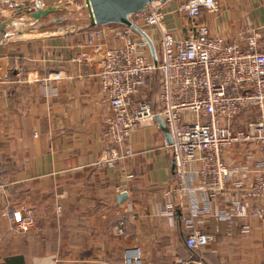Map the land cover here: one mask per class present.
<instances>
[{"label":"crops","instance_id":"obj_1","mask_svg":"<svg viewBox=\"0 0 264 264\" xmlns=\"http://www.w3.org/2000/svg\"><path fill=\"white\" fill-rule=\"evenodd\" d=\"M183 1H162L166 24L176 35L184 33L186 20L171 11ZM73 2L0 0V21L12 18L0 25V264H122L124 248L134 245L142 247L144 264L187 258L191 251L181 221L187 203L165 194L174 173L161 118L155 115L133 129L123 146L130 152L114 166L98 165L110 114L99 81L103 52L85 45L89 16L84 0L76 4L78 17ZM220 2V12L201 15L211 32L231 39L246 25H261L264 34V0ZM21 3L62 8L31 19L17 12ZM83 50L92 53L89 60L76 59ZM150 99L156 107L155 94ZM254 114L246 111L241 120ZM226 157L253 161L264 153L235 145ZM195 194L202 203L198 188ZM169 200L174 215L162 212ZM221 203L219 197L211 213L196 219L212 237L202 252L205 264H264V225L252 217L235 223L217 219ZM5 207L30 209L33 225L18 229L2 213Z\"/></svg>","mask_w":264,"mask_h":264},{"label":"built area","instance_id":"obj_2","mask_svg":"<svg viewBox=\"0 0 264 264\" xmlns=\"http://www.w3.org/2000/svg\"><path fill=\"white\" fill-rule=\"evenodd\" d=\"M220 10V0L181 2L171 12L186 20L182 35L168 28L162 1H151L129 15L151 39L155 61L146 38L128 24H91L86 29L85 45L103 52L99 81L110 107L98 165L112 167L122 153H129L123 146L130 133L155 115L170 137L164 143L172 155L174 185L165 194L186 199L181 221L184 243L191 251L189 257H175L171 264H205L201 254L212 237L197 227L196 219L211 213L212 202L219 197L217 219L235 223L252 217L264 225V158L226 157L227 149L235 145H252L264 153L263 26L246 25L226 39L211 32L201 19L204 12ZM91 57L83 50L76 59ZM150 80L156 83V107L146 93ZM251 109L254 116L241 120L242 113ZM196 188L204 197L202 203L197 201ZM162 212L175 214L172 200ZM2 213L10 215L20 230H28L35 220L30 209L5 207ZM124 225L123 217L119 233ZM248 230L244 222L242 232ZM122 264H144L142 247L124 248Z\"/></svg>","mask_w":264,"mask_h":264},{"label":"water","instance_id":"obj_3","mask_svg":"<svg viewBox=\"0 0 264 264\" xmlns=\"http://www.w3.org/2000/svg\"><path fill=\"white\" fill-rule=\"evenodd\" d=\"M156 0H84L90 24H106V23H125L139 31L147 40L153 60H156V53L151 39L147 36L139 26L133 24L129 15L143 9L149 2ZM165 1V0H159ZM62 6L57 4L36 3L34 9L24 7L23 3L19 4L17 12L23 11L28 17L39 19ZM58 18L57 20H59ZM12 18L0 21L3 27L7 23H11ZM5 33V32H4ZM164 125V123H163ZM164 128L166 129L165 125ZM167 139L170 137L166 131Z\"/></svg>","mask_w":264,"mask_h":264},{"label":"rangeland","instance_id":"obj_4","mask_svg":"<svg viewBox=\"0 0 264 264\" xmlns=\"http://www.w3.org/2000/svg\"><path fill=\"white\" fill-rule=\"evenodd\" d=\"M80 3V0H74V2H73V7H74V14L78 17L79 16V10L76 8L77 6H76V4H79ZM23 15V14H22ZM49 14H47V15H45V16H48ZM25 17V16H24ZM28 17V16H27ZM26 19H29V18H26ZM32 19V18H31ZM71 20H74V18H69L68 19V21H71ZM34 22H36V21H34ZM65 22H67V21H65ZM37 23V22H36ZM35 23V24H36ZM63 24H65V23H62V24H57V26H60L61 27V25H63ZM50 26L51 24L50 23H46L45 22V24L43 25V26ZM52 28V27H51ZM155 89H156V83L155 82H153L152 83V85H150L149 86V88L146 90V93H147V95L150 97V95L152 96H154V94H155Z\"/></svg>","mask_w":264,"mask_h":264},{"label":"trees","instance_id":"obj_5","mask_svg":"<svg viewBox=\"0 0 264 264\" xmlns=\"http://www.w3.org/2000/svg\"><path fill=\"white\" fill-rule=\"evenodd\" d=\"M154 82V80H150V85H152V83ZM189 249V248H188ZM190 250V249H189ZM202 258L205 259V255L202 253Z\"/></svg>","mask_w":264,"mask_h":264}]
</instances>
